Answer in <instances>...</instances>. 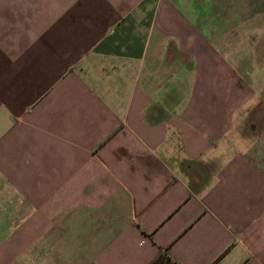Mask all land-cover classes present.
I'll list each match as a JSON object with an SVG mask.
<instances>
[{
  "label": "crops",
  "instance_id": "obj_1",
  "mask_svg": "<svg viewBox=\"0 0 264 264\" xmlns=\"http://www.w3.org/2000/svg\"><path fill=\"white\" fill-rule=\"evenodd\" d=\"M221 1L0 0V264H264V34Z\"/></svg>",
  "mask_w": 264,
  "mask_h": 264
},
{
  "label": "rangeland",
  "instance_id": "obj_2",
  "mask_svg": "<svg viewBox=\"0 0 264 264\" xmlns=\"http://www.w3.org/2000/svg\"><path fill=\"white\" fill-rule=\"evenodd\" d=\"M257 1L258 0H254L253 2L256 7L253 8L250 6V10L252 11V13L249 19L253 23L255 36H260L264 34V12H261V0H259L258 2ZM209 3L212 5L213 0H209ZM221 3L228 7L227 10H229V7L231 6L236 9V13H239L241 10V8H239L237 0H222ZM245 17L246 16H237V19L238 21H244V19L246 20ZM242 28L244 27H240L239 31ZM240 51L244 54L247 52V49L242 46ZM247 54L249 53L247 52ZM255 55V52H253V60ZM261 75L262 74L259 73H253L251 76H249L254 81V85H257V79L260 78ZM257 93V96L264 97V90L259 89ZM236 115L237 117L234 127L237 130V138L235 139L238 140V145L244 147L254 143L255 145L264 144V104L244 105L241 109H239ZM231 140L233 141L234 139L232 138ZM260 149L261 148H258L257 152L264 153V151Z\"/></svg>",
  "mask_w": 264,
  "mask_h": 264
},
{
  "label": "trees",
  "instance_id": "obj_3",
  "mask_svg": "<svg viewBox=\"0 0 264 264\" xmlns=\"http://www.w3.org/2000/svg\"><path fill=\"white\" fill-rule=\"evenodd\" d=\"M151 264H176V262L172 260L168 253H163Z\"/></svg>",
  "mask_w": 264,
  "mask_h": 264
}]
</instances>
